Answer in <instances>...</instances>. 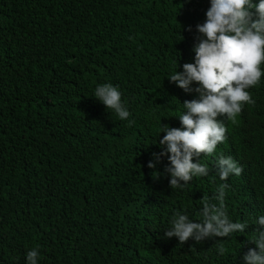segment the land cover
<instances>
[{"label": "trees", "instance_id": "trees-1", "mask_svg": "<svg viewBox=\"0 0 264 264\" xmlns=\"http://www.w3.org/2000/svg\"><path fill=\"white\" fill-rule=\"evenodd\" d=\"M209 7L0 0V264H27L33 248L37 264H245L264 215V163L256 154V165L242 160L258 141L264 158V63L246 89L254 103L234 121L217 117L225 140L199 157L207 176L171 189L168 154L153 156L166 148L161 125L181 128L183 102L198 98L167 77L194 62L196 25ZM105 83L121 93L127 119L93 97ZM220 156L240 161L242 173L222 181ZM225 183L228 217L247 222L244 233L199 243L164 236L176 212L199 222L201 198Z\"/></svg>", "mask_w": 264, "mask_h": 264}, {"label": "clouds", "instance_id": "clouds-1", "mask_svg": "<svg viewBox=\"0 0 264 264\" xmlns=\"http://www.w3.org/2000/svg\"><path fill=\"white\" fill-rule=\"evenodd\" d=\"M206 20L197 24L200 34L193 46L194 62L183 64V71H176L167 77L169 82L187 92H195L198 98L185 100L179 116L181 128L161 125L160 131L166 133L159 140L166 145L160 154L153 153L156 160L168 154L170 164L165 171L170 173L169 187L183 188L194 177L207 176L209 168L199 163L201 154H212L218 143L225 140L226 128L217 119L219 115L229 119L241 112V105L252 100L246 89L259 83L264 63V0H210ZM177 64V62H176ZM193 82L196 87H192ZM93 97L101 101L106 109L113 110L120 120L129 117V111L121 101V93L111 84L97 85ZM183 109H187L186 112ZM135 121H129L134 124ZM159 134V133H158ZM260 141L250 146L243 154V162L252 163L256 154L260 162L264 158L259 154ZM193 157H197L193 162ZM230 156H220L216 162L222 181L230 174L239 176L243 169ZM241 164V163H240ZM149 168H154L152 161ZM228 185L220 184L212 197L201 198L199 211L201 219L192 222L187 214L176 212L167 223L170 227L164 233L166 238L173 236L183 243L190 237L197 243L210 237H230L244 233L247 222H232L225 206ZM216 201L218 203H214ZM258 235L248 238L256 249H249L243 259L245 264H264V215L257 217ZM224 255L223 246L218 247ZM37 248L26 254L27 264H37Z\"/></svg>", "mask_w": 264, "mask_h": 264}]
</instances>
